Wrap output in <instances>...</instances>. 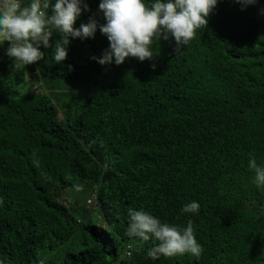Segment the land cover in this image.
I'll use <instances>...</instances> for the list:
<instances>
[{"label":"trees","instance_id":"16d2710c","mask_svg":"<svg viewBox=\"0 0 264 264\" xmlns=\"http://www.w3.org/2000/svg\"><path fill=\"white\" fill-rule=\"evenodd\" d=\"M100 2L84 0L74 27L106 23ZM262 9L218 0L188 45L161 38L151 60L120 65L93 59L109 48L99 28L70 37L59 64V33L22 68L0 45V262L264 264V187L248 167L264 166ZM75 182L90 206L63 201ZM192 201L199 212L183 213ZM129 208L191 220L199 259L148 257L153 242L126 235Z\"/></svg>","mask_w":264,"mask_h":264},{"label":"clouds","instance_id":"9594fccd","mask_svg":"<svg viewBox=\"0 0 264 264\" xmlns=\"http://www.w3.org/2000/svg\"><path fill=\"white\" fill-rule=\"evenodd\" d=\"M218 0H101L99 10L106 23L100 24L95 17L79 28L74 24L82 10L88 11L84 0H0V45L8 42L6 55L13 60L15 68L36 63L44 59L40 50L53 47L52 59L59 64L67 58V46L71 38H92L97 28L109 41L102 57L101 65L123 64L126 57L139 61L151 60L157 52L152 50L154 41L161 38H174L177 50L189 44L196 32L208 24L207 17L216 7ZM242 9L254 5L257 0H236ZM264 12V9L261 10ZM248 167L254 172L253 183L264 187V166L258 165L255 157L248 160ZM77 191L80 187L77 186ZM200 205L192 201L184 205L183 213H198ZM126 235L138 238L141 242L152 241L147 256L159 259L190 254L197 259L203 252L197 242L191 220L184 227L161 222L160 219L144 210L128 209ZM2 264V262H0Z\"/></svg>","mask_w":264,"mask_h":264},{"label":"rangeland","instance_id":"374dc122","mask_svg":"<svg viewBox=\"0 0 264 264\" xmlns=\"http://www.w3.org/2000/svg\"><path fill=\"white\" fill-rule=\"evenodd\" d=\"M71 85H73V84L68 85V87H71ZM77 186L80 187L79 191L76 190ZM92 195H93V193L89 192L85 188V185L83 183L75 182L72 184L71 187L65 189L64 194H63V201H66L65 203H67L70 207L75 206V204H77V205H82V204L88 205V203H86V201H87L86 198L88 196L92 197ZM88 206H90V205H88ZM92 209L93 210H91V212H90L92 219L94 220V222L101 224V221L99 219V215L97 214L95 208L93 207ZM79 215L82 216L81 214H78V216ZM84 217L86 219L88 218L87 215H85Z\"/></svg>","mask_w":264,"mask_h":264},{"label":"built area","instance_id":"2783aa9c","mask_svg":"<svg viewBox=\"0 0 264 264\" xmlns=\"http://www.w3.org/2000/svg\"><path fill=\"white\" fill-rule=\"evenodd\" d=\"M86 203L91 204L92 201L90 199H87Z\"/></svg>","mask_w":264,"mask_h":264}]
</instances>
